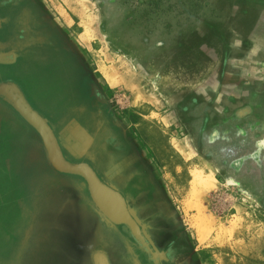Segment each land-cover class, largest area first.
Instances as JSON below:
<instances>
[{"label": "rangeland", "instance_id": "1", "mask_svg": "<svg viewBox=\"0 0 264 264\" xmlns=\"http://www.w3.org/2000/svg\"><path fill=\"white\" fill-rule=\"evenodd\" d=\"M38 1L82 53L90 78L122 122L148 149L199 264H264V173L258 162L246 159L240 171L231 162L223 168L205 162L186 136L178 112L181 100L188 102L191 93L205 90L216 79L225 58L231 71L224 73L231 79L238 76L233 69L239 65L244 70L240 79H264V0ZM191 17L199 21L197 55L179 41L181 33L188 37ZM208 21L223 29L224 45L216 42L220 34L212 43L205 41L211 35L205 29ZM239 37L247 39L246 46L240 45ZM204 42L211 47L208 55L201 50ZM221 49H230V56H223ZM223 90L228 92L225 86ZM229 90L232 93V87ZM199 171L212 174L224 186L207 190L198 206L189 201V192L192 174ZM21 184L17 173H0V235L18 217L12 206ZM198 207L205 216L200 218ZM61 210L64 226L74 216L67 214L69 209ZM50 235L51 231L44 233L46 238Z\"/></svg>", "mask_w": 264, "mask_h": 264}, {"label": "flooded vegetation", "instance_id": "2", "mask_svg": "<svg viewBox=\"0 0 264 264\" xmlns=\"http://www.w3.org/2000/svg\"><path fill=\"white\" fill-rule=\"evenodd\" d=\"M44 11L38 0H0V133L6 127L35 130L19 105L38 113L54 133L63 158L89 165L99 182L123 199L132 224L110 220L117 230L115 264H122L123 256L128 264H199L148 149L90 78L82 53ZM190 21L189 35L181 33L180 46L189 44L190 52L197 55L199 21L197 17ZM216 24L206 22L211 35L204 39L212 43V37L220 34L216 42L224 45L225 33ZM240 40L241 46L247 45L246 38ZM208 42L201 49L206 55L211 49ZM218 52L230 56V49ZM227 60L223 59L222 69L205 90L191 93L188 102H179L178 112L198 156L222 168L231 162L240 171L247 156L260 164L264 143L259 135L264 121L258 113V98L264 94V82L244 75L240 79L244 72L240 65L232 68L238 76L231 79L225 74L231 71ZM39 105L45 106L46 113ZM78 125L92 141L75 161L61 142Z\"/></svg>", "mask_w": 264, "mask_h": 264}, {"label": "crops", "instance_id": "3", "mask_svg": "<svg viewBox=\"0 0 264 264\" xmlns=\"http://www.w3.org/2000/svg\"><path fill=\"white\" fill-rule=\"evenodd\" d=\"M262 93L258 98L261 102L258 113L263 115L261 119L264 121ZM39 106L46 113L45 106ZM4 125H8L6 121ZM260 126L261 134L256 136L259 135V140L264 143V122ZM34 129L6 127L0 133V169H5L0 173H17L22 182L21 193L15 197L12 206L18 210V217L9 230L0 235V264H105L104 255L107 264H115L113 257L118 245L115 225L96 205L83 176L61 172L53 166L41 133L36 127ZM91 141L88 132L78 125L67 141L61 143L65 151L78 161ZM259 161L261 168L264 165V146L260 149ZM3 195L0 192V207ZM62 208L69 209L67 214L74 216L64 226L60 224ZM81 212L87 214L91 221L85 219ZM2 229L0 222V232ZM48 231L51 235L46 238L44 233ZM63 231L65 237L60 239ZM49 240L53 246H49ZM121 262L128 264L125 256Z\"/></svg>", "mask_w": 264, "mask_h": 264}, {"label": "water", "instance_id": "4", "mask_svg": "<svg viewBox=\"0 0 264 264\" xmlns=\"http://www.w3.org/2000/svg\"><path fill=\"white\" fill-rule=\"evenodd\" d=\"M19 107L28 121L41 133L46 144L49 160L53 166L61 172L83 176L89 185L93 200L107 218L115 223L132 224L131 217L123 199L108 187L103 186L89 165L84 163L73 164L66 161L57 144L55 135L48 126L46 120L36 112L24 109L20 105ZM102 259H104L105 264H107L106 258L103 257Z\"/></svg>", "mask_w": 264, "mask_h": 264}, {"label": "bare ground", "instance_id": "5", "mask_svg": "<svg viewBox=\"0 0 264 264\" xmlns=\"http://www.w3.org/2000/svg\"><path fill=\"white\" fill-rule=\"evenodd\" d=\"M110 83L114 84L113 81H111ZM261 170L264 173V165L261 166ZM222 186L224 185L218 182L212 174L204 176V174H202L200 171L194 172L192 174V180L190 183L189 201H192V203H197V205L199 206L200 201L204 197L207 190L221 189ZM198 213L200 218L206 215L205 210L201 209L200 207H198ZM200 228L202 231L206 230L205 225H202ZM201 230H199V232H202Z\"/></svg>", "mask_w": 264, "mask_h": 264}]
</instances>
